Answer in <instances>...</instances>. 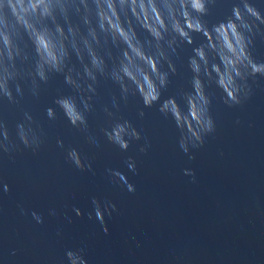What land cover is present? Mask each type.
<instances>
[{
	"label": "water",
	"instance_id": "95a60500",
	"mask_svg": "<svg viewBox=\"0 0 264 264\" xmlns=\"http://www.w3.org/2000/svg\"><path fill=\"white\" fill-rule=\"evenodd\" d=\"M249 2L264 14V0ZM237 4L239 0H216L202 19L211 28L226 21ZM193 40L192 45L182 43L172 57L176 73L152 107L139 95L125 103L119 87L101 79L95 111L87 116L99 147L89 145L54 103L75 94L63 75L52 76L38 99H28L25 107L42 123L47 138L38 154L25 150L14 161L0 160V264H58L66 249L80 247H86L88 264H264V77L249 78L252 96L231 108L222 89L205 82L216 131L189 159L179 148L173 120L159 108L169 98L183 107L182 92L192 91L189 59L206 38L193 33ZM250 51L257 63H264V38L257 36ZM73 62L79 66L75 57ZM162 70H168L167 64ZM113 96L120 105L117 119L130 121L150 141L146 154L139 151L144 139L133 141L125 152L103 135L101 129L108 125L103 108H111ZM0 105L10 124L21 119L6 101ZM49 107L56 111L55 121L46 115ZM57 139L64 141L63 149ZM70 147L91 162V171L67 162ZM129 157L136 173L126 166ZM107 169L120 171L135 192L113 184ZM185 169L195 173V182ZM94 197L117 206L110 217L105 214L107 233L95 217ZM21 205L28 215L21 214ZM49 209L57 216H49ZM32 211L44 217L42 225L32 219Z\"/></svg>",
	"mask_w": 264,
	"mask_h": 264
},
{
	"label": "clouds",
	"instance_id": "9594fccd",
	"mask_svg": "<svg viewBox=\"0 0 264 264\" xmlns=\"http://www.w3.org/2000/svg\"><path fill=\"white\" fill-rule=\"evenodd\" d=\"M216 0H0V102L6 101L21 113L10 124L0 110V160L14 161L25 150L38 154L47 133L42 123L25 107L29 98L38 99L52 76L63 75L74 95L60 96L54 103L71 125L85 135L89 145L100 146L98 136L89 132L87 116L95 111V98L101 79L119 87L120 99L139 95L146 107L161 99L170 74L176 73L172 57L182 43L192 45L193 33L202 34L206 43L193 49L189 59L193 74L192 91L182 92L183 107L176 98L163 101L159 111L171 117L180 135L179 148L195 159L191 151L205 144V137L216 131L211 115L212 98L206 81L222 89L228 107L242 105L253 90L249 78L264 77V63H257L250 51L257 36L264 38V14L249 0H239L226 21L208 27L202 17ZM73 57L79 66L73 62ZM167 64L168 70H162ZM2 107V105H0ZM112 109H115L113 111ZM108 125L101 129L107 140L127 152L133 141L145 140L139 148L147 153L150 141L128 120L117 119L120 105L115 96L111 108H103ZM140 116L145 113L141 111ZM49 120L57 119L55 109H46ZM239 123V121H237ZM64 148V141L57 139ZM66 160L81 171L92 164L75 148L66 150ZM136 173L132 157L126 161ZM111 182H119L129 192L135 187L118 170L107 169ZM186 176L195 173L184 170ZM2 183V182H0ZM3 191H10L3 183ZM96 219L108 232L105 214L110 217L117 206L92 199ZM22 215L29 213L21 205ZM77 216L83 213L72 209ZM36 224L44 217L32 211ZM49 216H57L49 209ZM65 219L69 217L65 216ZM92 219V213H89ZM62 230H57L61 235ZM16 255L15 251L12 253ZM86 247L66 249L58 264H88Z\"/></svg>",
	"mask_w": 264,
	"mask_h": 264
}]
</instances>
